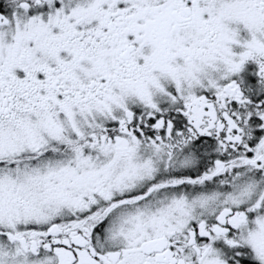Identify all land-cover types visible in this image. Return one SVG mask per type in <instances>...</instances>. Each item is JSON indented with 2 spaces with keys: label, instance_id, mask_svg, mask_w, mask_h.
Segmentation results:
<instances>
[{
  "label": "snow or ice",
  "instance_id": "snow-or-ice-1",
  "mask_svg": "<svg viewBox=\"0 0 264 264\" xmlns=\"http://www.w3.org/2000/svg\"><path fill=\"white\" fill-rule=\"evenodd\" d=\"M0 264H264V0H0Z\"/></svg>",
  "mask_w": 264,
  "mask_h": 264
}]
</instances>
